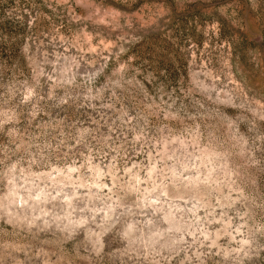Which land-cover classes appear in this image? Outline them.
<instances>
[{"label":"rangeland","instance_id":"1","mask_svg":"<svg viewBox=\"0 0 264 264\" xmlns=\"http://www.w3.org/2000/svg\"><path fill=\"white\" fill-rule=\"evenodd\" d=\"M0 264H264V0H0Z\"/></svg>","mask_w":264,"mask_h":264}]
</instances>
